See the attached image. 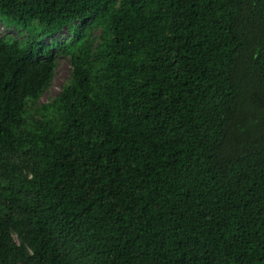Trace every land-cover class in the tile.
I'll use <instances>...</instances> for the list:
<instances>
[{
  "label": "trees",
  "instance_id": "16d2710c",
  "mask_svg": "<svg viewBox=\"0 0 264 264\" xmlns=\"http://www.w3.org/2000/svg\"><path fill=\"white\" fill-rule=\"evenodd\" d=\"M0 19L27 33L0 38V264H264V0Z\"/></svg>",
  "mask_w": 264,
  "mask_h": 264
},
{
  "label": "rangeland",
  "instance_id": "374dc122",
  "mask_svg": "<svg viewBox=\"0 0 264 264\" xmlns=\"http://www.w3.org/2000/svg\"><path fill=\"white\" fill-rule=\"evenodd\" d=\"M26 32L21 29L9 27L6 23L0 19V38L3 36L11 37L14 40H24L26 38ZM71 36L70 29L65 28L61 33L57 34L56 38L66 39ZM49 42V40H47ZM71 72V65L69 58L61 56L58 60V67L49 90L43 95L42 102H50L60 92L63 84L69 78ZM15 240L20 243L21 238L17 234L14 235Z\"/></svg>",
  "mask_w": 264,
  "mask_h": 264
}]
</instances>
